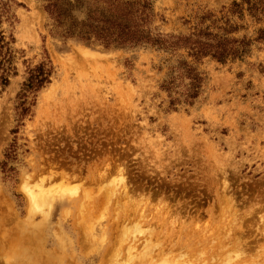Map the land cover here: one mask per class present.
<instances>
[{"label": "rangeland", "instance_id": "374dc122", "mask_svg": "<svg viewBox=\"0 0 264 264\" xmlns=\"http://www.w3.org/2000/svg\"><path fill=\"white\" fill-rule=\"evenodd\" d=\"M151 1L155 32L187 34L233 0ZM10 13L0 264H264V43L241 60L203 58L198 96L171 105L178 56L57 35L43 0ZM45 60L50 82L19 115L28 69Z\"/></svg>", "mask_w": 264, "mask_h": 264}, {"label": "trees", "instance_id": "16d2710c", "mask_svg": "<svg viewBox=\"0 0 264 264\" xmlns=\"http://www.w3.org/2000/svg\"><path fill=\"white\" fill-rule=\"evenodd\" d=\"M14 0H0V87L9 83L14 74L13 37H7L2 28L3 18H10ZM43 7L51 20L55 34L74 38L87 45L104 48L149 46L178 56L165 88L169 93L177 86L178 97L191 103L199 94L203 78L197 63L209 57L218 63L241 60L252 47L264 43V26L248 32L246 19L255 24L264 22V0H233L220 16L206 12L199 17L193 30L187 34H165L151 28L153 8L151 0H43ZM184 50L185 54L178 53ZM27 77L17 94L19 115L28 111L30 95L50 82V60L40 61L28 69ZM185 80H187L185 82ZM176 88V87H175Z\"/></svg>", "mask_w": 264, "mask_h": 264}, {"label": "bare ground", "instance_id": "6f19581e", "mask_svg": "<svg viewBox=\"0 0 264 264\" xmlns=\"http://www.w3.org/2000/svg\"><path fill=\"white\" fill-rule=\"evenodd\" d=\"M86 50V52H94L93 50H91V49H89V48H84V51ZM23 187H24V185H22ZM23 189H29V188H23ZM33 189V188H32ZM26 192H27V194L26 195H28V199L31 201V202H33L34 200L36 201V199H35V197L36 196H33V194L31 193V191H30V189L29 190H25ZM67 191V190H66ZM46 197V196H45ZM38 199V198H37ZM45 199V198H44ZM28 200V201H29ZM47 200V199H46ZM45 201V200H44ZM48 201V200H47ZM34 203V202H33ZM32 203V204H33ZM39 203V202H38ZM35 204V203H34ZM45 204H47V202L45 201ZM28 206V205H27ZM31 206V205H30ZM35 206V205H34ZM35 207H37V206H35ZM33 208V207H32ZM34 209V208H33ZM32 210V209H31ZM29 215H30V213H29ZM156 263V262H155ZM166 264V263H165ZM175 264V263H174Z\"/></svg>", "mask_w": 264, "mask_h": 264}]
</instances>
